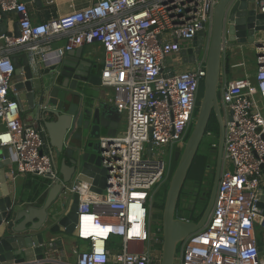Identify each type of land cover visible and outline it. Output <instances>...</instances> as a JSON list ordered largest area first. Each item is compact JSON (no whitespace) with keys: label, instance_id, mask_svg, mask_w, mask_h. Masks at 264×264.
I'll return each instance as SVG.
<instances>
[{"label":"built area","instance_id":"built-area-1","mask_svg":"<svg viewBox=\"0 0 264 264\" xmlns=\"http://www.w3.org/2000/svg\"><path fill=\"white\" fill-rule=\"evenodd\" d=\"M218 1L97 0L36 23L26 1L0 0V21L4 13L16 12L21 30L19 37L0 34V146L9 149L13 180L20 174L52 180L58 174L43 128L22 120L14 87V50L25 48L46 60L39 44L43 38L67 37L59 56L100 43L105 49L102 85L112 88L111 102L127 117L121 135L101 137L108 169L103 193L91 191L85 182L67 187L80 199L75 234L88 241L75 264H107L111 258L116 264H161L162 238L158 232L152 237L148 228V200L170 172L160 148L184 147L195 123L207 48L194 68L174 76L166 71V61L201 30L210 31ZM256 6L264 13V0H256ZM255 52L254 73L221 78L223 170L208 220L180 244L176 264H264L258 246L261 240L264 247V209L258 205L264 190V33ZM212 135L207 131L206 136ZM149 142L152 154L145 157ZM85 218L88 227L106 234H84ZM118 237L121 245L112 255L109 243Z\"/></svg>","mask_w":264,"mask_h":264},{"label":"water","instance_id":"water-1","mask_svg":"<svg viewBox=\"0 0 264 264\" xmlns=\"http://www.w3.org/2000/svg\"><path fill=\"white\" fill-rule=\"evenodd\" d=\"M34 2L40 5L42 0ZM6 17L4 13L3 21ZM263 33L264 13L257 8L256 0H219L210 31L201 30L181 48L176 67L195 64L203 48H207L206 76L192 131L184 147L174 149L177 166L165 195L161 217V264H176L178 246L205 226L214 205L224 161L225 118L219 84L225 42L231 51L242 50L248 45H259ZM14 35H21L19 21L14 24ZM20 50L22 52L17 53ZM81 52L82 48L65 51L51 65L25 48L13 51L14 87L24 95L35 110L37 120L44 125L45 147L55 154L58 174L46 183L47 196L38 207L19 193L8 170L11 165L9 149L0 146V264H69L55 260L58 259L56 243L64 235L75 234L79 218V194L68 191L67 187L85 182L91 191L103 193L108 184V169L103 164L106 148L102 146L101 137L122 134L119 123L124 113L102 96L101 72L96 65L82 60ZM174 70V67L166 69L171 71L170 76L175 75ZM213 114L219 123V136L218 144L212 149L216 163L210 172L213 181L206 207L200 218L194 220L191 216L185 218L187 207L182 203V216L177 217L181 191L188 189L185 182ZM152 146V142L147 144L145 157L151 156ZM210 169L211 165H207V172ZM258 205L264 209V190ZM258 246L264 251L261 240Z\"/></svg>","mask_w":264,"mask_h":264},{"label":"crops","instance_id":"crops-1","mask_svg":"<svg viewBox=\"0 0 264 264\" xmlns=\"http://www.w3.org/2000/svg\"><path fill=\"white\" fill-rule=\"evenodd\" d=\"M95 1L97 0H42V3L38 5L33 0L31 2H27V4L32 20L36 23H41L56 18L60 15L69 13L73 10L82 9ZM6 15L7 17L4 19V21H0V25L4 23L6 24L3 28H1L0 26V34H14V24L19 21V15L16 12H7ZM66 43L67 37L65 35L47 37L39 41L43 54H46L45 61L47 64L52 65L57 61L59 57L58 49L63 48ZM225 44V49H227L226 51L228 52L231 49L228 48L227 41L225 42ZM252 47L255 51V45H253ZM76 48H82V60L91 62L93 65L97 66V70L99 72L102 71L105 58V49L100 43L95 42L93 44H84ZM21 52L22 50L18 51L17 53ZM228 56L230 57L229 53ZM226 58L227 56L224 57L223 60L222 70H225V72H222L223 75L226 74ZM231 59L232 58L230 57L229 63L230 65L232 64V67H243V72L247 70L246 66L248 64L244 61V59H240L239 57H235V59L233 60ZM19 61H22V59H19ZM178 61L180 62L179 53L169 56L166 61L168 70H171V68L174 67L175 74H178L182 71L189 70L195 67L194 64H182L176 67L175 65L178 63ZM248 67L254 66L248 65ZM15 83L16 77H14V84ZM101 89L102 96L105 99L107 98V100L111 102L113 96L112 88L102 86ZM19 100L21 103V117L24 123L44 128V125L40 123L39 120H37L35 110H33L29 106L26 98L23 94H21V92L19 93ZM126 126L127 117L126 114H124V118L119 123V132L125 131ZM3 128L4 125L0 121V130H2ZM52 154L55 161V154ZM13 168L14 165L11 163V165L8 167L10 173ZM15 181L18 186V191L23 195V197L28 198L30 201H34V204H36L38 207H41L43 205L47 196L46 183H48L49 181L47 178L33 174H20L16 177ZM59 240L61 241L57 243L55 242V252L58 258L55 260H60L63 263L75 264L78 258V254L88 248V241L78 238L76 234L64 235L63 237H60ZM120 242L121 241L118 238L117 240H115V238L111 240V243L109 244V250L112 255L117 252V246L118 244L120 245ZM107 264L116 263L114 262L113 258H111V261Z\"/></svg>","mask_w":264,"mask_h":264},{"label":"rangeland","instance_id":"rangeland-1","mask_svg":"<svg viewBox=\"0 0 264 264\" xmlns=\"http://www.w3.org/2000/svg\"><path fill=\"white\" fill-rule=\"evenodd\" d=\"M227 49H224V53H223V60L224 57L228 56V53L230 54V57L232 58L231 60L235 59V57H239L240 59H244V61L250 65V66H254V67H248V65L246 66V71L243 72L244 68L243 67H232L230 65V69L226 74L223 75L222 73V81L224 80V77H226L228 80L236 78V77H241L245 74H252L255 72L256 70V66H257V61H256V52L254 51V48L250 45L244 47V49L240 50L238 48L234 49L233 51L229 50L228 52L226 51ZM233 63V62H232ZM224 69V68H223ZM225 72V70H223ZM221 86L222 83H220V87H219V99L221 101ZM201 99V97H200ZM200 102V101H199ZM194 124V123H193ZM193 127V126H192ZM192 131V128L189 132V135ZM188 135V136H189ZM188 139V138H187ZM214 140V134L212 136H206L204 137V140L202 142V145L200 147V151L203 153V155L205 156V158L202 160V163L200 165V168L204 166V164L206 165V163H208V165H211V169H214L215 167V152L212 151L213 149V144H217ZM187 141V140H186ZM186 144V143H185ZM215 147V146H214ZM161 151V156L167 161L168 164V170H170L169 172V176L168 178L164 181V183L159 186L156 189H153L149 200H148V217H147V224H148V228L151 232L152 237L154 236L155 232H160V230H157V227L159 225V223L161 222V211H159L157 204L163 202V200L165 199V195L167 192V189L169 187L170 184V180L173 176V172H174V167H175V162H173L174 159V152L175 150L172 149H168L166 151L165 147H161L160 148ZM200 168H196L193 169V172L190 174L191 178H198V177H202L203 176V171ZM118 239H120L118 237ZM181 254V246H178V250L176 253V257L177 260L179 259Z\"/></svg>","mask_w":264,"mask_h":264},{"label":"flooded vegetation","instance_id":"flooded-vegetation-1","mask_svg":"<svg viewBox=\"0 0 264 264\" xmlns=\"http://www.w3.org/2000/svg\"><path fill=\"white\" fill-rule=\"evenodd\" d=\"M206 32H209L206 30ZM207 165H205L204 174L202 177L198 178H191L190 172L187 176V180L185 182V186L188 189H182L180 194V201L177 206L176 216L181 217L180 214V206L182 203L186 204L187 209L185 210V218H194L195 216L199 215L203 209V205L205 201L208 199V195L210 193V188L213 181V174H211V170L207 172ZM208 173V174H206ZM198 182V184L196 183ZM198 189V190H197ZM197 193V195H195ZM183 200V201H181ZM185 200V201H184ZM194 201L193 203L191 201ZM162 214V212H161ZM161 225V222H160ZM161 227V226H160ZM161 229V228H160Z\"/></svg>","mask_w":264,"mask_h":264},{"label":"trees","instance_id":"trees-1","mask_svg":"<svg viewBox=\"0 0 264 264\" xmlns=\"http://www.w3.org/2000/svg\"><path fill=\"white\" fill-rule=\"evenodd\" d=\"M229 58H230L229 56H227V58H226V71H227V72H228L229 69H230ZM203 90H204V88L202 87V90H201L202 96H203ZM207 131H212V132H213V134H214V140H213V141H215L216 143H218V136H219V123H218L217 117H216L214 114L212 115V117H211V119H210V122H209V125H208V128H207ZM215 156H216V154H215ZM204 158H205V156H204L203 153L199 150L198 153H197V155H196V157H195V159H194V162H193V164H192V166H191L189 172L192 173V172H193V169L200 168V165H201L202 160H203ZM173 162H175V167H174V170H175V168H176V166H177V162H176L174 159H173ZM200 169H201V170H204V169H205V164H204V166L201 167ZM203 172H204V171H203ZM208 197H209V195H208ZM207 201H208V199L205 201L201 213H200L199 215L195 216V217L193 218L194 220H198V219L200 218V216H201L203 210H204L205 207H206ZM163 206H164V200H163V202L157 204V207H158L159 211L162 212V210H163ZM160 226H161V225H160V223H159V225H158V227H157V230H158V229L160 230L159 235H160L161 238H162V230L160 229V228H161ZM112 239H114V238H112ZM115 240H117V238H115ZM110 243H111V241H110ZM110 243H109V244H110ZM120 245H121V242H120ZM120 245L118 244L117 248H119Z\"/></svg>","mask_w":264,"mask_h":264},{"label":"bare ground","instance_id":"bare-ground-1","mask_svg":"<svg viewBox=\"0 0 264 264\" xmlns=\"http://www.w3.org/2000/svg\"><path fill=\"white\" fill-rule=\"evenodd\" d=\"M87 219L85 218L84 220V234H89L90 232H94V234H102V235H105L106 234V231L105 230H102L101 228H92V227H88L87 225ZM88 228H92L90 230H88Z\"/></svg>","mask_w":264,"mask_h":264}]
</instances>
